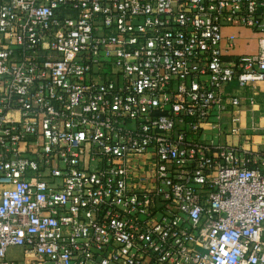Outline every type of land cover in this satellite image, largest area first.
Here are the masks:
<instances>
[{"label":"built area","instance_id":"built-area-1","mask_svg":"<svg viewBox=\"0 0 264 264\" xmlns=\"http://www.w3.org/2000/svg\"><path fill=\"white\" fill-rule=\"evenodd\" d=\"M257 83L264 0H0V264H264Z\"/></svg>","mask_w":264,"mask_h":264},{"label":"crops","instance_id":"crops-1","mask_svg":"<svg viewBox=\"0 0 264 264\" xmlns=\"http://www.w3.org/2000/svg\"><path fill=\"white\" fill-rule=\"evenodd\" d=\"M259 51V36L250 31H240V40L237 43V53L240 55H253ZM240 98L242 99L241 110V127L245 132L252 121H256L259 126V130L254 132V136L250 137L253 140L254 146L252 148L255 151H260L264 149V135L262 134L261 128L264 127V83H257L250 85L247 89H240ZM255 96L256 106L251 107L249 104V98ZM253 110L254 112H252ZM242 145V143H240ZM250 146V145H249ZM246 145V147H249ZM19 253L23 255V251L19 249H12L9 252V258L11 260H22L23 258H17L12 255Z\"/></svg>","mask_w":264,"mask_h":264},{"label":"rangeland","instance_id":"rangeland-1","mask_svg":"<svg viewBox=\"0 0 264 264\" xmlns=\"http://www.w3.org/2000/svg\"><path fill=\"white\" fill-rule=\"evenodd\" d=\"M12 256L17 257V258H23V255L22 254H19V253H16V254H14Z\"/></svg>","mask_w":264,"mask_h":264}]
</instances>
